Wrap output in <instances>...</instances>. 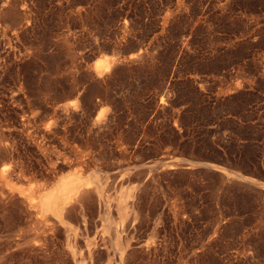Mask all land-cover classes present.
Listing matches in <instances>:
<instances>
[{
	"label": "rangeland",
	"instance_id": "obj_1",
	"mask_svg": "<svg viewBox=\"0 0 264 264\" xmlns=\"http://www.w3.org/2000/svg\"><path fill=\"white\" fill-rule=\"evenodd\" d=\"M113 222L124 264H264V0H0V264H123Z\"/></svg>",
	"mask_w": 264,
	"mask_h": 264
},
{
	"label": "bare ground",
	"instance_id": "obj_2",
	"mask_svg": "<svg viewBox=\"0 0 264 264\" xmlns=\"http://www.w3.org/2000/svg\"><path fill=\"white\" fill-rule=\"evenodd\" d=\"M106 68L109 67L108 64L105 65ZM10 179V178H9ZM75 179H73L74 181ZM100 180V179H99ZM10 181V180H8ZM77 181V180H75ZM74 181V182H75ZM35 186V185H34ZM30 187V186H29ZM75 185L73 186H69L68 183H62L61 185H59L55 190L51 191L50 193L44 195L42 197V210L46 213L49 214L51 213H57L58 210H60L61 208H63L65 205L67 204H72V202H77V200H79L80 197H82V195L87 191H89L88 186H82L81 188H79L78 190L74 189ZM34 188V187H33ZM34 190V189H33ZM33 190H21L20 193L22 194L23 197H25V199L33 206L35 205V201H36V196L34 195V191ZM91 190V189H90ZM95 190V189H94ZM99 190V189H98ZM97 191V190H96ZM85 193V195H86ZM88 194V193H87ZM88 196V195H87ZM84 197V196H83ZM130 197H133V199L135 198V192H128L127 195L124 197L126 198L125 202L128 201V199ZM96 199V198H95ZM91 200V199H90ZM131 201V200H130ZM27 202V203H28ZM62 203V204H61ZM82 203V202H81ZM80 203V204H81ZM79 204V205H80ZM84 204V203H82ZM134 202H130L129 205H125L126 206V211H125V216L124 219L127 221H131V219H133V216L135 215V211L134 210ZM77 205V204H76ZM121 205V204H120ZM124 206V209H125ZM74 207V206H72ZM107 207V206H106ZM39 208V207H38ZM76 209V208H75ZM122 209V208H121ZM40 213V212H39ZM107 213V212H106ZM54 217V216H53ZM50 220V219H49ZM111 221V220H109ZM126 221V222H127ZM110 223V222H109ZM114 223V222H113ZM129 222H127L128 224ZM63 225V224H62ZM111 227V226H110ZM122 227V226H121ZM114 231V237L112 239V245H114V247L116 248L115 250H117V253H119L120 255V261L121 263L124 264V259L127 253V248H128V242H127V238L126 235L124 234V230L120 231V229L118 230V227L116 226V224L114 223V226L111 228ZM126 231V230H125ZM128 231V230H127ZM129 236V235H128ZM111 238V237H110ZM75 244V243H74ZM119 261V262H120Z\"/></svg>",
	"mask_w": 264,
	"mask_h": 264
},
{
	"label": "trees",
	"instance_id": "obj_3",
	"mask_svg": "<svg viewBox=\"0 0 264 264\" xmlns=\"http://www.w3.org/2000/svg\"><path fill=\"white\" fill-rule=\"evenodd\" d=\"M223 145V148H221V147H216L217 148V150L219 151V152H224V148L228 151V152H231L230 150V146H228L227 144H222ZM231 157V161L235 164V165H238V166H241V167H243L244 168V170H246V171H249V169L248 168H246V166H245V164H244V160H243V158H242V156H236V157H234V156H230ZM210 159H213V160H217V161H226V157L224 156V157H222V158H218V157H216V156H212V157H210ZM256 173V172H255Z\"/></svg>",
	"mask_w": 264,
	"mask_h": 264
},
{
	"label": "water",
	"instance_id": "obj_4",
	"mask_svg": "<svg viewBox=\"0 0 264 264\" xmlns=\"http://www.w3.org/2000/svg\"><path fill=\"white\" fill-rule=\"evenodd\" d=\"M170 163H174V164H177V165H179V166H187V165H189V164H191L189 161H185V162H178V161H172V162H170ZM204 164V163H203ZM205 164H207V163H205ZM206 166H208V167H214V165H206ZM214 168H216V167H214ZM218 170V169H217ZM237 174V173H236ZM237 175H239V174H237Z\"/></svg>",
	"mask_w": 264,
	"mask_h": 264
}]
</instances>
